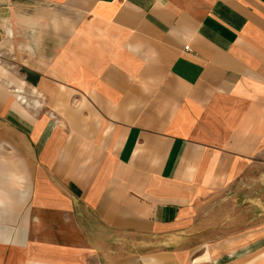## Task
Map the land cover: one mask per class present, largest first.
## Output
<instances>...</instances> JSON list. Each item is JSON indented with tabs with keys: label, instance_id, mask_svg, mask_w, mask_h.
Listing matches in <instances>:
<instances>
[{
	"label": "crops",
	"instance_id": "1",
	"mask_svg": "<svg viewBox=\"0 0 264 264\" xmlns=\"http://www.w3.org/2000/svg\"><path fill=\"white\" fill-rule=\"evenodd\" d=\"M0 264H264V0H0Z\"/></svg>",
	"mask_w": 264,
	"mask_h": 264
},
{
	"label": "built area",
	"instance_id": "2",
	"mask_svg": "<svg viewBox=\"0 0 264 264\" xmlns=\"http://www.w3.org/2000/svg\"><path fill=\"white\" fill-rule=\"evenodd\" d=\"M184 49H186V50H187V48H186V47H184Z\"/></svg>",
	"mask_w": 264,
	"mask_h": 264
}]
</instances>
